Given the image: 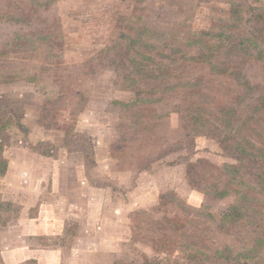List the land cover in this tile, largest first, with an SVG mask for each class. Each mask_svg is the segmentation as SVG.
Segmentation results:
<instances>
[{"label":"rangeland","instance_id":"rangeland-1","mask_svg":"<svg viewBox=\"0 0 264 264\" xmlns=\"http://www.w3.org/2000/svg\"><path fill=\"white\" fill-rule=\"evenodd\" d=\"M0 148V264H264V0H0Z\"/></svg>","mask_w":264,"mask_h":264},{"label":"trees","instance_id":"trees-1","mask_svg":"<svg viewBox=\"0 0 264 264\" xmlns=\"http://www.w3.org/2000/svg\"><path fill=\"white\" fill-rule=\"evenodd\" d=\"M257 22H259V21H257ZM250 43L252 42L253 44H255V42L252 40V38L250 39V41H249ZM251 43V44H252ZM248 49L250 48V46H248L247 47ZM244 50H246L247 51V49H244ZM52 145H48V149L50 148V151H51V153H53L54 152V150H57L58 148H55V147H51ZM31 149V151H34V152H39V151H37V149H32V148H30ZM1 148H0V153H1ZM47 154H49V152H47ZM5 170V162H3L2 160H1V155H0V174L3 172ZM215 196H219V197H222V196H226V193H218V191H215ZM247 197L246 196H243L242 197V199H246ZM237 207H234V208H232L231 210H234V209H236Z\"/></svg>","mask_w":264,"mask_h":264}]
</instances>
